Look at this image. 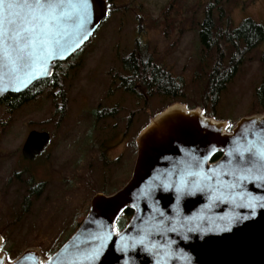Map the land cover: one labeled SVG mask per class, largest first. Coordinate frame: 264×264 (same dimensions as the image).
Wrapping results in <instances>:
<instances>
[{"label": "rangeland", "instance_id": "obj_1", "mask_svg": "<svg viewBox=\"0 0 264 264\" xmlns=\"http://www.w3.org/2000/svg\"><path fill=\"white\" fill-rule=\"evenodd\" d=\"M106 1L112 11L77 57L67 62L64 103L54 90L13 111L0 104V252L6 254V264L29 248H38L43 260L49 258L80 226L95 194L115 193L131 178L138 133L172 101L128 95L117 117L93 116L91 110H97L100 101L98 110L118 109V94L105 101L103 97L112 73L123 71L119 56L136 49L151 56L182 83L174 103L226 121L227 131L243 117L264 113L257 96L264 85V40L246 54L212 106L209 75L220 54L226 55L225 62L233 54L224 38L203 49L199 30L215 0ZM218 1L213 10L216 28L230 31L246 18L264 27V0ZM89 75L99 76L86 86L93 101L84 89ZM32 130L49 132L52 141L47 153L27 161L22 147ZM120 221L121 216L117 227Z\"/></svg>", "mask_w": 264, "mask_h": 264}, {"label": "water", "instance_id": "obj_2", "mask_svg": "<svg viewBox=\"0 0 264 264\" xmlns=\"http://www.w3.org/2000/svg\"><path fill=\"white\" fill-rule=\"evenodd\" d=\"M108 15L106 0H91L83 28L77 32L70 26L61 33L60 48L44 62L47 73L39 54L19 71L5 63L0 67V98L51 76L55 63L80 50ZM228 127L226 121L182 103L159 112L136 138L130 180L115 193L95 194L80 226L49 258L43 260L38 248H29L10 264H264V207L259 206L264 204L259 200L264 182L238 181L235 172L249 158L244 153L240 160L235 149L264 138V113L241 118L231 131ZM49 138L46 131H30L23 156L34 158ZM218 152L220 158L212 161ZM234 183L240 187H220ZM250 199L254 208L246 206ZM127 208L132 217L117 231L116 222ZM93 254L95 259H86ZM0 264H6L3 252Z\"/></svg>", "mask_w": 264, "mask_h": 264}, {"label": "snow or ice", "instance_id": "obj_3", "mask_svg": "<svg viewBox=\"0 0 264 264\" xmlns=\"http://www.w3.org/2000/svg\"><path fill=\"white\" fill-rule=\"evenodd\" d=\"M90 2L91 0H0V67L6 63L13 71H19L21 64L36 62L39 54L40 66L47 73L48 68L44 62L52 60L56 49L60 48L61 33H66L70 26L77 32L83 28ZM235 151L242 161L245 160L244 153H248L249 157L247 166L235 170L237 180L264 182V138ZM220 187L234 189L240 185L234 183ZM177 192L185 194L182 187H178ZM259 200H264V196L259 197ZM246 206L254 208L256 205L250 199ZM259 206L264 207V204ZM252 214L255 215V212ZM160 215L163 216V213ZM86 259H95V254Z\"/></svg>", "mask_w": 264, "mask_h": 264}, {"label": "trees", "instance_id": "obj_4", "mask_svg": "<svg viewBox=\"0 0 264 264\" xmlns=\"http://www.w3.org/2000/svg\"><path fill=\"white\" fill-rule=\"evenodd\" d=\"M218 3L219 1L215 0L214 3H211L208 6L204 21L202 22L201 29L199 30V36L203 49L206 47V49H210L211 44L217 43V40H220L221 38H224L225 43L229 44L233 49V54L227 62H225L226 55L223 53L216 58L214 68L209 75L207 88L213 107H215L220 93L226 88L227 83L236 75L246 54L264 40V27L253 21L251 18L244 19L238 26H235V28L230 31H222L220 28H216V19L213 14V10L218 7ZM109 9L111 12L112 9L110 6ZM219 10L223 9L219 8ZM220 17H223L222 13ZM137 63L138 61L135 60L134 56H131L128 61L130 68H133V70L136 71ZM154 64L155 62L152 60L151 56H146L144 52V80L153 83L151 84V87L155 93H161L162 91L169 92L170 90L175 91L177 88L182 87V83L168 75V70L162 68V66L157 68ZM39 87L41 88V80L34 83L28 90L22 93H11L5 95L0 98V104L4 105L8 111H13L33 99L35 96L39 95L41 93V90L40 92L38 91ZM257 96L259 97L260 106L264 108V85L258 89ZM220 156V152L216 153L213 156L212 161L218 160ZM132 214L133 210L130 208H127L122 213L121 221L119 222L118 227L116 226L117 231H121L126 226L132 217Z\"/></svg>", "mask_w": 264, "mask_h": 264}, {"label": "flooded vegetation", "instance_id": "obj_5", "mask_svg": "<svg viewBox=\"0 0 264 264\" xmlns=\"http://www.w3.org/2000/svg\"><path fill=\"white\" fill-rule=\"evenodd\" d=\"M84 47L81 48L79 51H77V53L82 51L84 49ZM77 53H74L69 59H67L65 61L55 63L54 71H53L52 75L41 80V93L46 92V94H49L50 92L57 90V92H55L56 96L61 99L62 103H64V101H65L64 95L66 92H64V95H63V89L61 87L64 86V84H65L63 82V80L69 78L68 77L69 70H68V66H67L68 63L67 62H71L72 60H74L77 57V56H75V54H77ZM131 56H134L135 60L138 61L137 66H136V68H137L136 71L133 70V68H130V66L128 65V61L131 58ZM119 57H120V62L122 64L121 68L123 69V71L115 72L116 74L112 73L113 77H112V82H110V85H109L110 89L108 90V93L106 92L105 96L103 97V99H104L103 101H105L106 99H113L112 97H114L116 94H118L119 95L118 109L112 110L111 108H109L110 110H106L104 108L103 110H98L101 108V105H100L101 101H100L99 105H98V109L97 110H91L92 111L91 114L93 116L100 117V118L117 117L118 116L117 113H118L119 109H121L123 107L121 102L126 101V96H128V95L135 96L138 98H143L145 100H149V98L153 97V96H163L164 98H167L168 100L171 99L170 101H172L167 107H169L173 104H176L174 102H175V98L177 97V93H178L179 88H177L175 91L170 90L169 92L162 91L161 93L160 92L155 93L153 88L151 87V84H153V83L152 82L150 83V82H147L144 80V75H143L144 52L142 50L136 49V51L135 50L130 51L128 54H125L124 56L121 55ZM154 65L157 68H159V66H160L158 64H154ZM77 66H79V65H77ZM168 75H170L171 78H174L170 73H168ZM72 77L74 78L75 74H73ZM87 77H88L87 78L88 80L84 86V89L87 91L89 99L91 101H93L94 99H91V92L86 86L88 84H90L92 82V80L96 78V76L94 75V78L91 75H89ZM98 78H99V76L96 79H98ZM99 81H101V80H99ZM104 84H105V82H104ZM167 107H165V108H167ZM131 119H132V114L129 117V121H131ZM129 121H128V124H129ZM126 133H127V130H124L123 135H126ZM49 135H50V133H49ZM51 138H52V136L50 135L49 141L46 144V146L43 148V150L38 155H35L34 158L26 159L22 154L23 158H25V160H27V161H32V160H35L37 157H40V156L44 155L45 153H47L48 150H46V152H44V151L49 146L50 142L52 141ZM43 152H44V154H43ZM31 191L34 192L35 190H31Z\"/></svg>", "mask_w": 264, "mask_h": 264}]
</instances>
